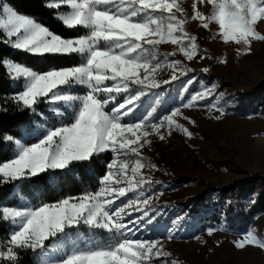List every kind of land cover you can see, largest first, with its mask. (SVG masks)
<instances>
[{
	"label": "snow or ice",
	"instance_id": "snow-or-ice-1",
	"mask_svg": "<svg viewBox=\"0 0 264 264\" xmlns=\"http://www.w3.org/2000/svg\"><path fill=\"white\" fill-rule=\"evenodd\" d=\"M197 4L207 7V14ZM45 6L56 10L68 30L82 34L62 37L2 3V42L44 58L75 54L79 62L37 71L3 60L7 74L21 83L11 100L32 118L19 138L6 134L0 141L6 148L14 145L12 158L0 163V185H23L45 173L56 183L57 173H70L105 154L110 160L94 191L85 189L52 203L39 200V192L35 202L16 192V206L0 205V222L10 228L6 242L0 243V264H23L21 254L28 252L33 264H180L165 251L176 233L165 227L166 235H155L162 213L151 205L163 195V187H154L160 182L151 173L160 169L145 151L177 131L193 137L180 122L196 123L184 109L206 108L217 121L227 115L217 84L206 86L189 75L197 70L185 60L214 58L185 25L198 21L213 39L248 55L254 41L264 42L258 30V23H264V0H196L191 12L182 0H46ZM161 45L175 50L161 52ZM176 50L184 60L171 59ZM194 82L199 90L190 89ZM214 231L229 229L209 227L207 234ZM233 235L242 236L234 241L237 249H264V238L253 228Z\"/></svg>",
	"mask_w": 264,
	"mask_h": 264
},
{
	"label": "rangeland",
	"instance_id": "rangeland-1",
	"mask_svg": "<svg viewBox=\"0 0 264 264\" xmlns=\"http://www.w3.org/2000/svg\"><path fill=\"white\" fill-rule=\"evenodd\" d=\"M195 2L182 0V6L191 12V5ZM197 8L205 14L208 12V8L202 4H197ZM185 28L197 36L200 48L206 49L214 59L205 58L197 62L194 58L193 61L184 62L197 70L194 72L197 81L200 75H205L210 77L208 84L204 82L206 86L212 82L217 84V95L223 93L222 102L227 101V115L217 121L209 117L206 108L184 109L196 123L180 122L193 132V137L188 139L177 131L166 141L157 139L151 150L145 151V156L160 169L151 173L153 180L160 182L154 187H163V195L154 198L151 205L160 208L162 213L157 217L161 228L155 235H166L165 227L176 233V239L165 243V251L171 253L169 260L178 259L180 264H264V249L255 246L237 249L234 241L242 236L233 235L253 228L258 238H264V207L246 225L245 231L232 230L225 223V203L217 201L220 196L218 189L241 187L242 202L251 206L254 203L250 204L249 201L255 202L264 185V42L254 41L252 52L242 56L237 54L235 45L213 39V34L202 29L198 21H190ZM258 30L264 33V23H258ZM160 50L174 51L175 46L161 45ZM215 58L225 59L226 63H217ZM171 59L184 60L178 50ZM202 67H209L210 71L200 72ZM181 79L186 80L187 77ZM172 83L175 85L179 82ZM12 86L21 90L20 82L12 80ZM189 87L199 90V83L194 82ZM240 94L244 103L250 102L249 106L243 105ZM44 107L47 111V105ZM12 156L13 150L10 158ZM144 171L148 174L147 170ZM257 176L260 179L254 180ZM190 197L203 198L209 204L216 203L220 223L213 226L205 224L201 212L195 213L181 207L182 202ZM136 215L139 213H133V216ZM0 226L8 231L6 238L0 240V243H4L9 237L10 228L6 222H0ZM209 227H226L229 231H214L209 236ZM195 236L200 239H195Z\"/></svg>",
	"mask_w": 264,
	"mask_h": 264
},
{
	"label": "trees",
	"instance_id": "trees-1",
	"mask_svg": "<svg viewBox=\"0 0 264 264\" xmlns=\"http://www.w3.org/2000/svg\"><path fill=\"white\" fill-rule=\"evenodd\" d=\"M7 3L18 14H25L35 18L38 22L43 23L51 31L62 37H75L82 34L76 30H68L57 18L56 10L49 9L45 6L46 0H2ZM3 33L0 31V141L4 135L10 134L19 138L20 130L28 122H30L31 113L22 111L16 106L15 101L11 100V96L20 90L19 87L12 86V80L7 74V70L2 66L3 60L9 58L15 62H20L25 66L31 67L33 70L44 71L52 67L74 66L78 63L75 54L72 56H48L47 58L33 56L24 51L12 49L9 45L2 42ZM195 75V73H192ZM200 80L209 83L210 77L200 75ZM240 101L245 106H249L250 102L244 103V99L240 94ZM242 108V107H241ZM45 111V107L43 108ZM13 146L5 147L4 142H0V163L10 159ZM110 160V154L103 155L94 162H85L82 166L73 169L70 173L56 174V183H51L52 177L45 173L38 177H33L31 181L23 185L13 186L10 184L0 185V205L16 206L18 199L13 198V193L19 192L26 199L36 201V193H42L39 200L52 203L62 196L79 195L85 189L95 190L97 187V177L105 171V164ZM91 170V174H90ZM260 176L254 178L259 180ZM220 196L217 201L225 203L223 215L225 217L226 226L232 230L245 231L246 225L257 215L264 207V185L259 191L253 205L247 206L241 200V187H230L229 189L217 190ZM205 194H208L207 192ZM216 203L209 204L203 198L196 199L194 197L186 198L180 205L195 213L201 212V217L205 224L213 226L220 223V215L216 209ZM8 231L0 226V240L6 238ZM23 264H33L31 253H22Z\"/></svg>",
	"mask_w": 264,
	"mask_h": 264
},
{
	"label": "crops",
	"instance_id": "crops-1",
	"mask_svg": "<svg viewBox=\"0 0 264 264\" xmlns=\"http://www.w3.org/2000/svg\"><path fill=\"white\" fill-rule=\"evenodd\" d=\"M2 0H0V4H2ZM62 23V22H61ZM2 32V30H0ZM12 48V47H11ZM13 49V48H12ZM14 50H17V49H14ZM17 51H22V50H17ZM32 55V54H31Z\"/></svg>",
	"mask_w": 264,
	"mask_h": 264
}]
</instances>
